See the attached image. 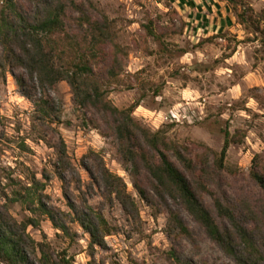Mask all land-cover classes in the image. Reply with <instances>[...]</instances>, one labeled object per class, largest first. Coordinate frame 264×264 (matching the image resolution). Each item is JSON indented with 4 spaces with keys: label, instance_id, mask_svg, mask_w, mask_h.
<instances>
[{
    "label": "rangeland",
    "instance_id": "obj_1",
    "mask_svg": "<svg viewBox=\"0 0 264 264\" xmlns=\"http://www.w3.org/2000/svg\"><path fill=\"white\" fill-rule=\"evenodd\" d=\"M92 2L98 16L112 21L111 32L121 48L122 68L102 86L111 103L118 108L136 104V119L151 130L164 129L171 140L193 152L200 150L199 143L218 152L227 131L232 141L224 159L229 198H234V189L255 191L248 171L255 155L264 162V0ZM239 13L258 30L238 23ZM27 89L30 99L9 71L0 79V199L7 201L16 221L35 220L26 231L53 259L65 255L72 264H169L168 251L175 247L194 264H234L186 213L182 216L195 243L170 231L168 211L140 198L111 136L103 133L96 114L74 104L64 81L53 90ZM40 95L57 101L59 122L37 119L31 100ZM179 106L186 117L172 120L169 111ZM60 140L73 170L58 163ZM94 154L121 177L136 215L127 214L115 199L104 198L101 186L89 177L86 167L94 163ZM33 179L43 184L42 201L64 213L83 202L100 210L108 231L105 246L91 250L89 235L68 214L66 234L38 210H28L25 203L39 193Z\"/></svg>",
    "mask_w": 264,
    "mask_h": 264
},
{
    "label": "trees",
    "instance_id": "obj_2",
    "mask_svg": "<svg viewBox=\"0 0 264 264\" xmlns=\"http://www.w3.org/2000/svg\"><path fill=\"white\" fill-rule=\"evenodd\" d=\"M95 10L92 0H24L23 4L3 0L0 79L9 71L29 99V85L45 91L64 81L74 104L81 111L96 114L103 133L111 136L121 165L140 198L168 211L170 231L179 239L195 243L184 222V212L234 264H264V162L257 155L251 160L248 180L255 191L234 189V198L230 199L225 189L224 159L232 142L227 131L218 152L201 143L200 150L193 152L189 146L171 140L164 129L151 130L136 119V104L126 108L113 105L102 86L122 68L121 48L111 32L112 21L105 15L98 16ZM238 23L258 30L254 21L247 24L244 13L238 14ZM99 67L103 71H98ZM31 101L38 120L59 122L60 107L55 99L40 95ZM57 159L63 170H73L62 140ZM93 162L86 171L101 186L104 198L115 199L127 214L136 215V204L121 177L111 173L96 154ZM32 183L35 189L39 187L37 197L27 203L21 197L28 210H38L54 228L66 234L69 229L64 216L68 214L89 235L91 250L105 246L108 231L100 210L83 202L80 208L71 206L70 214L64 213L42 201V183L35 179ZM35 224L32 217L16 221L7 201L0 199V264H72L65 255L53 259L42 243L29 236L26 228ZM168 261L194 264L175 247L168 251Z\"/></svg>",
    "mask_w": 264,
    "mask_h": 264
},
{
    "label": "built area",
    "instance_id": "obj_3",
    "mask_svg": "<svg viewBox=\"0 0 264 264\" xmlns=\"http://www.w3.org/2000/svg\"><path fill=\"white\" fill-rule=\"evenodd\" d=\"M170 118L175 121H181L183 118L186 117V114L183 110H181V107H172L169 111Z\"/></svg>",
    "mask_w": 264,
    "mask_h": 264
},
{
    "label": "crops",
    "instance_id": "obj_4",
    "mask_svg": "<svg viewBox=\"0 0 264 264\" xmlns=\"http://www.w3.org/2000/svg\"><path fill=\"white\" fill-rule=\"evenodd\" d=\"M148 111H150L151 114H153L154 112H156V110H152V109H148ZM157 112H160V110H158Z\"/></svg>",
    "mask_w": 264,
    "mask_h": 264
}]
</instances>
